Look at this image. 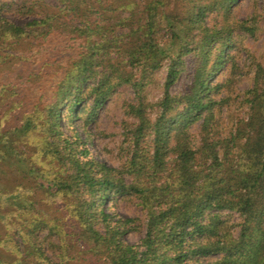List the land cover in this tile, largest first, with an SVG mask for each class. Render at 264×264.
Listing matches in <instances>:
<instances>
[{
    "label": "trees",
    "instance_id": "trees-1",
    "mask_svg": "<svg viewBox=\"0 0 264 264\" xmlns=\"http://www.w3.org/2000/svg\"><path fill=\"white\" fill-rule=\"evenodd\" d=\"M19 2L31 18L0 10V64L23 45L40 65L28 76L48 86L23 95L22 75L0 84V264H264V63L244 46L262 29L264 0L247 18L242 0ZM166 65L163 96L149 101ZM243 76L251 85L239 92ZM124 86L134 122L111 166L87 143ZM236 96L246 110L227 127ZM120 199L138 200L145 221L116 212ZM132 233H143L135 244Z\"/></svg>",
    "mask_w": 264,
    "mask_h": 264
},
{
    "label": "rangeland",
    "instance_id": "rangeland-1",
    "mask_svg": "<svg viewBox=\"0 0 264 264\" xmlns=\"http://www.w3.org/2000/svg\"><path fill=\"white\" fill-rule=\"evenodd\" d=\"M20 0H0V10L4 15L14 21L17 24H23L27 22L31 17L28 15H22L18 12L20 6ZM53 3V0H48ZM260 1V0H259ZM257 0V2H259ZM255 0H242V3L237 7V13L240 18H247L253 12ZM262 29L259 31L256 38H247L244 42V46L253 53L256 58L264 63V18L261 19ZM22 50H26L24 46H20L17 49L11 50L9 53L11 56L8 59L0 64V84L2 82L11 83L22 75L23 81L25 82L24 90L26 91L23 95L30 94L32 91L38 92L42 86H48L45 81L43 82L42 78L37 74H34L31 79L28 76V70L33 68H38L36 62L31 65L28 60L23 59ZM69 51V50H68ZM21 54V56H20ZM53 58H59L62 61L68 60L67 58L71 55L69 52H57L51 51ZM41 56V55H39ZM43 56L45 54L43 53ZM248 59V54L242 52L240 56V64L246 63ZM36 63V64H35ZM57 63H53L51 66H47L45 72L42 73L45 80H49L55 72L56 69H59ZM167 74V65L164 66L161 70L157 71L154 76L153 81L147 86L146 94L148 95V100L156 102L158 99L163 96V84L165 81V76ZM238 84L239 92L246 90L251 85V80L248 77H241ZM188 78L184 74L179 81L171 88L173 93H176L183 89L184 85L187 83ZM238 93V92H237ZM134 92L133 89L129 86H124L119 89L118 93L106 103L102 108L99 114V119L96 122L92 123L90 130L93 134L90 141L87 143V147L90 149L93 155L97 156L101 161L106 162L111 166H120L121 163L125 160V122H134L132 117H128L124 112V103L125 101H133ZM242 96H236L233 100L234 103L231 104V108L223 109L224 125L230 127L231 115L234 117H241L246 110V106L241 104ZM3 97L0 95V107L4 106ZM152 117L156 116L155 111L151 113ZM80 122V121H78ZM75 126V125H74ZM228 130V129H227ZM193 132H197L194 128ZM81 136L84 137V131H81ZM138 200H122L120 199L117 205L114 207L116 212L120 213L124 217H141L145 221V216L138 206ZM232 221L239 222L240 217L237 214L232 216ZM235 235L239 233V227L234 228ZM143 233H132L126 238L130 243H137Z\"/></svg>",
    "mask_w": 264,
    "mask_h": 264
}]
</instances>
